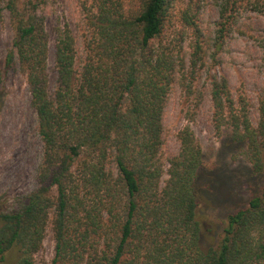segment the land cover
I'll list each match as a JSON object with an SVG mask.
<instances>
[{"label":"trees","instance_id":"16d2710c","mask_svg":"<svg viewBox=\"0 0 264 264\" xmlns=\"http://www.w3.org/2000/svg\"><path fill=\"white\" fill-rule=\"evenodd\" d=\"M27 1L20 9L18 0H0V19L7 9L13 30L4 65L25 75L42 150L35 187L13 206L0 200V264H34L48 228L50 264H264V190L228 213L221 233L205 243L206 171L188 127L166 167L161 160L165 103L185 67L164 37L170 0H135L127 11L99 6L77 67L74 37L60 29L53 90L44 19ZM209 83L215 126H228L261 173L264 95L253 126L226 77Z\"/></svg>","mask_w":264,"mask_h":264},{"label":"rangeland","instance_id":"374dc122","mask_svg":"<svg viewBox=\"0 0 264 264\" xmlns=\"http://www.w3.org/2000/svg\"><path fill=\"white\" fill-rule=\"evenodd\" d=\"M33 2L38 4L48 33L47 75L49 90H53L54 45L59 30L68 28L74 37L77 67L89 20L98 7L113 4L127 11L135 0ZM18 4L23 9L28 1L18 0ZM226 4V0H170L164 27L166 42L184 56L185 67L165 103L160 157L166 167L180 148L179 132L188 127L201 147L206 171L199 204L205 243L221 233L228 213L244 207L252 195L264 190V169L254 173L245 146L231 141L227 125L215 126L207 93L212 76L226 77L235 106L246 110L256 125L258 102L264 95V0H230ZM12 36L6 9L0 19V200L4 206H13L20 195L35 187L42 150L25 75L4 65ZM53 255L54 241L48 228L34 264H50Z\"/></svg>","mask_w":264,"mask_h":264}]
</instances>
